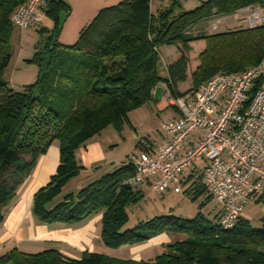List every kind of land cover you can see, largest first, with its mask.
I'll use <instances>...</instances> for the list:
<instances>
[{
    "label": "trees",
    "instance_id": "16d2710c",
    "mask_svg": "<svg viewBox=\"0 0 264 264\" xmlns=\"http://www.w3.org/2000/svg\"><path fill=\"white\" fill-rule=\"evenodd\" d=\"M25 1L0 0V222L37 158L56 141V170L33 196L32 212L39 222L72 224L100 214L99 236L109 251L142 244L160 233L179 237L162 244L148 259L88 250L76 259L55 248L35 253L13 248L0 257V264H264V215L258 226L242 216L231 229L219 225V215L209 218L201 211L191 219L169 213L125 228L127 208L144 197L139 188L124 183L133 173L129 161L53 204L64 184L83 168L76 155L79 147L105 126L121 129L130 111L153 99L159 82H165L174 99L195 91L216 73H237L264 59V25L211 34L203 27L240 8L264 6V0H205L190 10H183L179 0H169L154 12L150 0H121L101 8L67 45L57 39L69 6L64 0H49L44 16L52 28L40 27L46 32L43 41L27 59L36 64L37 77L14 89L3 78L15 27L9 17ZM200 39L205 47L191 74L190 89L179 92L177 84L187 78L190 43ZM162 45L181 47L166 77L158 73ZM261 84L260 79L254 82L249 98ZM197 177L185 181L184 194L193 200L207 193ZM211 198L208 194L205 202Z\"/></svg>",
    "mask_w": 264,
    "mask_h": 264
},
{
    "label": "built area",
    "instance_id": "2783aa9c",
    "mask_svg": "<svg viewBox=\"0 0 264 264\" xmlns=\"http://www.w3.org/2000/svg\"><path fill=\"white\" fill-rule=\"evenodd\" d=\"M45 1L19 4L10 22L18 28L40 27ZM220 17L250 28L264 25V6H248ZM259 79L261 86L249 98ZM166 97L178 117L162 122L166 137L162 146L133 155L129 160L133 173L124 183L180 193L200 158L204 162L201 181L220 206L218 223L231 229L244 208L264 194V59L237 73H216L195 91L174 99L167 91Z\"/></svg>",
    "mask_w": 264,
    "mask_h": 264
},
{
    "label": "crops",
    "instance_id": "0c3cea01",
    "mask_svg": "<svg viewBox=\"0 0 264 264\" xmlns=\"http://www.w3.org/2000/svg\"><path fill=\"white\" fill-rule=\"evenodd\" d=\"M47 1L49 0L45 1L43 8H45ZM64 1L69 5V7H71V9L68 11L62 24L58 40H63L64 43H66L65 45L73 43L76 40L80 30L94 18L101 8L111 6L114 4L113 2H115V0ZM227 25V29H239L246 27L245 23H240L235 20ZM11 39H17L16 35L13 34ZM204 46L205 42L203 39L191 42L190 50L187 53L189 60L199 54L204 49ZM158 54V73L161 77H166L167 67L180 56L181 47L180 45H162L158 47ZM189 62L186 80L177 84V90L179 92H185L190 89L191 78ZM167 91L168 88L165 82H159L154 88L153 99L141 106L149 107L150 113H145V116L150 119L149 124L147 123L148 127H145L146 125L143 121H141L137 126L139 128H143L144 126L142 133H147L150 137L146 138L143 136L145 138V142H142L139 139L138 146H140V151L146 149L155 150L162 146L166 140V137L162 132L161 137H154L150 135V133L155 130V127H159L156 125V121H153L156 120L153 118L154 115L159 117L161 113H164L166 116L165 120L178 117L177 108L166 97ZM142 114L144 115L143 112ZM136 133L139 138L142 137L139 131ZM111 151L112 149H108L107 145L103 142H101L100 146L99 144H88V142H86L85 145L79 147L76 155L78 163L83 168L78 175L69 179L64 184L60 196L54 199L53 204L60 201L61 195L69 192L76 193L78 190L98 179L103 174L113 171L116 168L115 165L117 161L107 158V155L111 153ZM58 162L59 145L58 142L55 141L48 148L45 154L37 158L32 172L19 186L14 198L8 205L6 215L3 221L0 222V257L13 248L26 253H35L44 249L55 248L63 255L76 259H78L79 252L84 250L109 254V252L105 251L102 247V241L99 236L100 214L92 215L72 224L62 222L41 223L34 216L32 212L33 196L38 189L47 184L50 176L55 172ZM203 165L204 162L202 160V165H197L195 170L187 174L186 177L188 178L191 174L192 176L196 174L194 177L200 176ZM146 188L148 189L150 186L145 184L139 189L144 193V189ZM252 204L261 205V212L251 215L246 209ZM219 211L220 206L213 199V205L210 207L206 215L209 218H214L216 215H219ZM262 215H264V194H262L255 202L244 208L243 218L247 219L252 225L258 226L259 219ZM173 239V235L165 233L154 235L142 244L130 246L126 251L128 254L127 256L134 259H148L156 254L162 244ZM7 264L13 263L8 262Z\"/></svg>",
    "mask_w": 264,
    "mask_h": 264
},
{
    "label": "rangeland",
    "instance_id": "374dc122",
    "mask_svg": "<svg viewBox=\"0 0 264 264\" xmlns=\"http://www.w3.org/2000/svg\"><path fill=\"white\" fill-rule=\"evenodd\" d=\"M120 1L121 0H115V2L113 3L117 4ZM179 1L183 10H190L199 6L201 2L205 0ZM168 4L169 0H150V9L152 11H155L156 9ZM70 9L71 7H69V10ZM233 20V18H216L215 20L211 19L203 24V27H205L204 32L207 34H211L212 32L227 30V24L232 23ZM41 26V28H45L48 31L51 30L52 24L48 16H44ZM40 27H37L35 29H33V27L20 29H18V27H14L13 34L16 35L17 39H11L10 41L12 47V55L9 64L3 73V78L8 81V84L14 89H21L24 85L34 82L37 77L38 70L36 64L28 63L27 59L32 57L35 48L39 45V43L43 41V35H45L46 32L42 33L40 31ZM58 42L60 44H66L61 39H59ZM189 61V71L191 78L192 72L199 65V54H197L192 59L190 58ZM142 112L144 113V115L142 114ZM148 112L150 113L149 107L141 106L130 111L128 114V121L123 124V127L121 129H116L110 125L105 126L87 141L88 144H99L100 146L101 142H103L105 145H107L108 149H112L111 153L107 155V158L117 161L115 166L116 168L120 167L124 163L128 162L133 157V155L137 154L140 151V146H138L139 139L142 142H145L144 137H150L147 133H142V130H144V126L143 128H139L137 126L141 121H143L146 125L145 127H148L150 118L148 119L145 116V113ZM153 118L156 119L153 121H156V125L160 128L155 127V130L150 133V135L154 137H161V123L166 121V116L164 113H161L159 117L154 115ZM138 131L142 136L141 138H139L136 133ZM197 165H202V159L199 158L197 160ZM194 176L193 179L198 178ZM208 194V192L206 194H201L193 200L186 196V194H184V191L180 193H175L172 190L157 192L153 191L151 188H146L144 189V197L136 204L130 205L127 208L129 219L125 225V228L134 226L138 221H144L154 216H160L169 213L184 219L193 218L198 211L207 214L210 207L213 205L212 198L205 202V196H207ZM261 207L262 206L259 204H252L246 210L251 215H254L261 212ZM173 236L175 239H177L176 236L179 237L178 235ZM102 247L111 255L121 257H126L128 255L126 251L129 247H122L114 251H109V249L104 247L103 244ZM158 251L156 253H158Z\"/></svg>",
    "mask_w": 264,
    "mask_h": 264
}]
</instances>
